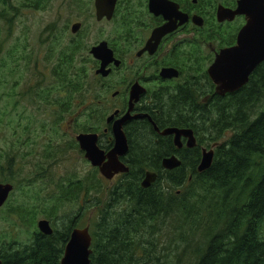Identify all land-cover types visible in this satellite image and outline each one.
I'll return each mask as SVG.
<instances>
[{
    "label": "trees",
    "instance_id": "obj_1",
    "mask_svg": "<svg viewBox=\"0 0 264 264\" xmlns=\"http://www.w3.org/2000/svg\"><path fill=\"white\" fill-rule=\"evenodd\" d=\"M31 1L35 0H0V22L7 34ZM91 1L87 0V12ZM66 7L75 13L69 19H79L83 0H69ZM50 31L55 58L49 62V83L40 88L52 91H33V96L52 115L57 112L58 119L69 110L72 132H98V143L108 149L113 139L106 118L114 105L107 100L110 91H95L90 83L83 91L81 29L68 35L57 27ZM93 64L87 54L88 74ZM257 69L240 90L223 95L190 91L197 112L187 108L186 98L179 100L185 91L169 98L165 109L173 116L166 125L190 127L195 134L196 144L187 150L177 151L168 137H159L154 145L148 140L154 130L145 119L129 123V149L123 157L129 170L116 182L102 177L83 157L67 162L70 149L81 154L73 136L42 128L30 137L31 124L25 125L26 133L17 143L38 146L33 169L23 171L16 151L0 152L5 160V165L0 163V182L13 184L0 207L6 223L0 232L1 264H60L71 229L86 225L82 221L93 210L91 264H264V62ZM199 73L208 81L202 65ZM42 79L41 73L38 80ZM3 82L0 96L9 95ZM122 106L125 109L126 99ZM192 115L197 117L193 120ZM214 142L211 166L198 172L200 147ZM172 153L181 165L164 169L161 159ZM61 165L70 170L56 174ZM145 171L157 174L146 188L140 185ZM38 216L53 224L50 235L38 231Z\"/></svg>",
    "mask_w": 264,
    "mask_h": 264
},
{
    "label": "flooded vegetation",
    "instance_id": "obj_2",
    "mask_svg": "<svg viewBox=\"0 0 264 264\" xmlns=\"http://www.w3.org/2000/svg\"><path fill=\"white\" fill-rule=\"evenodd\" d=\"M68 1L60 0L56 5V0H35L30 2L29 9L20 13V15H25L30 10L51 9L56 10L58 15L64 17L60 25H57L54 20L40 29L39 33L44 31L45 39L47 36L49 38L44 54L38 58L42 60V63L48 65L43 66V79L37 80L34 86L26 91H52L49 88H40L45 82L49 83V62L55 58V49L52 48L51 41H49L54 36V32H51L50 29L55 30L57 27L58 30L68 35L71 33V25L79 22L85 48L83 51V91H88L89 83L95 91H110L111 96L107 100L114 106L109 115L114 114V119L127 109L129 91H145L133 103L131 114L138 113L147 116L137 119H145L154 130L153 138L148 139L154 145L161 141L159 137H168L173 142L172 135H160L159 131L162 129L167 127L191 129L184 126L166 125L165 121L173 116L168 115V108L165 109L169 98L175 99L179 91H185L179 100L186 98L188 100L187 108L191 107L193 111L197 112V105L194 102L191 104L192 94L190 91H216V84L209 76L208 68L222 50L236 45L239 30L246 23L245 14L235 13L230 16L221 13L223 10H235L239 0H115L109 18L103 15L98 18L97 0L91 1V12H87V0H83V12H80L79 19H69L75 13L66 7ZM100 1L102 2V0ZM101 22L109 23L111 32L106 36V39L98 38L103 31L97 29L96 32L99 36L94 38V42L90 41L89 35L93 32L92 28L96 27L95 24L100 25ZM13 25L15 26V20ZM3 29L7 32L6 27ZM20 37L26 44L29 42L28 26L21 28ZM100 42H106L113 57V60L105 66V69H109L106 75L95 72L102 61L93 58L89 52L91 47ZM7 53L8 55L13 54L12 50ZM87 54L94 60L91 74L87 73ZM25 59L30 60V56L26 55ZM34 60L32 58L31 62ZM114 60H117L118 65L113 63ZM262 62L258 63L249 73L244 84L249 81L252 73ZM200 65L203 66L208 81L202 80L199 73ZM163 70L167 73H163ZM244 84L237 90H240ZM207 96L208 94H204L202 100L205 101ZM124 98L126 99L125 109L123 106L121 107L122 102L125 101ZM173 103L171 102L170 105ZM85 109L86 104L83 103V110L85 111ZM115 112L118 113L115 114ZM57 115V112H54L52 120L54 124L60 126L70 116V111L63 110L60 119L57 118ZM175 116L181 117L182 115ZM185 117L188 118V116ZM196 117L192 115L193 120ZM137 119H131L123 126L126 135L128 132L125 127ZM107 125L110 126L108 123ZM155 126L159 131L155 130ZM191 131L196 142L195 134L192 129ZM81 132L94 131L71 132L69 135L77 141L76 135ZM68 139L71 141L69 136ZM186 141V137L180 136V146L177 147L174 143L173 145L177 151L187 150L189 147L186 145ZM99 146L103 148L100 144ZM110 147L111 145L108 149ZM71 151L72 149L67 154H70ZM81 155H83L82 151ZM119 177L120 174L114 176L111 181L116 182ZM51 226L53 229L52 223Z\"/></svg>",
    "mask_w": 264,
    "mask_h": 264
},
{
    "label": "water",
    "instance_id": "obj_3",
    "mask_svg": "<svg viewBox=\"0 0 264 264\" xmlns=\"http://www.w3.org/2000/svg\"><path fill=\"white\" fill-rule=\"evenodd\" d=\"M115 0L96 1L97 16L110 17ZM230 11V13H229ZM223 10V15L233 16L235 13L246 15V23L237 35L236 45L224 49L217 55L214 62L208 68V74L216 84V93L223 95L239 89L247 80L249 73L255 66L264 61V0H239L235 10ZM79 22L71 25V33L77 32ZM93 58L102 61L95 70L96 73L106 75L109 69H105L107 63L113 60L112 52L106 46V42H100L89 50ZM118 65L117 60L113 62ZM163 73H167L165 70ZM169 72V70H168ZM172 75V74H171ZM170 75V76H171ZM145 91H129L128 106L124 113L114 119V114L107 116L106 122L110 124L112 133V144L109 149L99 146V133L81 132L76 135L84 156L92 167H96L99 173L106 179H111L115 174L126 173L129 170L127 164L122 160L129 149L128 139L123 126L131 119L147 117L144 114H131L133 103L136 102ZM118 112H115L117 114ZM150 120V118L148 117ZM155 130L159 131L155 126ZM160 135H172L175 146H180V136L187 138L186 145L192 147L196 144L191 129L167 127L159 131ZM217 143H212L208 148L201 147V154L197 171L208 169L213 160L214 148ZM181 165V160L174 154L163 156L161 166L164 169H173ZM157 178L153 171H146L140 185L149 187ZM13 185L10 182H0V206L7 200ZM38 229L45 235L51 234L52 230L45 219L38 221ZM91 235L89 225L81 228H73L70 231L68 241L64 247L61 264H91ZM1 264V260H0Z\"/></svg>",
    "mask_w": 264,
    "mask_h": 264
},
{
    "label": "rangeland",
    "instance_id": "obj_4",
    "mask_svg": "<svg viewBox=\"0 0 264 264\" xmlns=\"http://www.w3.org/2000/svg\"><path fill=\"white\" fill-rule=\"evenodd\" d=\"M60 0H56L57 5ZM60 25L64 20L63 15H58L56 10L46 9L45 11H27V14H21L15 20L13 31L10 35L2 28L0 22V80H6L2 83L3 90L9 95L0 96V152L16 151V159L21 163L20 166L24 172H29L33 169V156L38 154V146H22L17 143V140L25 135V125H30L29 136H33V131L40 132L44 128L45 132H49L51 128H57L61 132L68 135L72 132L73 116H69L65 122L56 125L53 123L52 114L49 109H46V104L33 96V91L27 94L26 89L33 87L34 83L39 79L44 71L42 60L38 57L45 52L46 42L49 36L45 39L44 31L39 33L41 28H44L48 23L54 21ZM29 27V42L26 44L20 37L21 28ZM92 28V33L89 35L90 41L94 42L95 37H98L97 29H101L103 33L98 38L106 39V36L111 32V26L107 22H101L100 25ZM17 27V29H16ZM13 52V56L8 55V51ZM29 55L30 60L25 59ZM34 62H31V60ZM36 62V63H35ZM10 71V72H9ZM1 91V90H0ZM43 122V126L41 125ZM42 137V135H41ZM24 151H30L25 153ZM83 157L78 150H74L67 157V162H78ZM0 163L5 165V160L1 156ZM79 169V168H78ZM70 170L67 166L61 165L60 170L55 171L56 174H64ZM87 211L83 221L84 224H89L92 218L91 213ZM45 218L38 216L36 220ZM46 219V218H45ZM61 225V223L59 224ZM82 227L83 224L81 225ZM6 223L0 217V232L4 231Z\"/></svg>",
    "mask_w": 264,
    "mask_h": 264
}]
</instances>
